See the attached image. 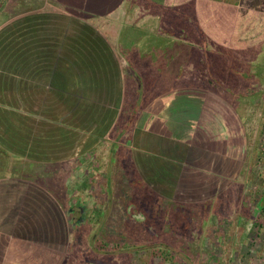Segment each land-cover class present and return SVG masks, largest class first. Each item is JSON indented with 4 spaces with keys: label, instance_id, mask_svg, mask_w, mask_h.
<instances>
[{
    "label": "rangeland",
    "instance_id": "rangeland-1",
    "mask_svg": "<svg viewBox=\"0 0 264 264\" xmlns=\"http://www.w3.org/2000/svg\"><path fill=\"white\" fill-rule=\"evenodd\" d=\"M36 1L0 0V9L21 11ZM263 13L264 2L256 9L259 24ZM245 29L252 35L262 30ZM167 39H159L158 53L170 58L162 76L152 74V81L143 72L136 94L128 82L126 103L130 108L138 100L140 117L129 122L121 116L112 139L97 147L102 154L112 149V155L97 157L100 162L83 167L81 176L69 175L70 183L84 179L79 191L75 186L66 192L79 199L86 220L78 221V203L65 204L66 212L71 207L76 213V224L64 247L67 233L57 222L49 264H264V42L245 48L202 44L201 60H188L191 41L172 45L176 38ZM90 57L107 58L97 50ZM155 65L142 62L139 68ZM96 66L87 69L97 86L93 98L71 117L79 123L103 101ZM48 176L61 198L59 173ZM98 236L107 240L103 250L93 242Z\"/></svg>",
    "mask_w": 264,
    "mask_h": 264
},
{
    "label": "crops",
    "instance_id": "crops-1",
    "mask_svg": "<svg viewBox=\"0 0 264 264\" xmlns=\"http://www.w3.org/2000/svg\"><path fill=\"white\" fill-rule=\"evenodd\" d=\"M262 2L37 0L35 6L28 5L21 11L11 8L6 11L9 7L3 5L0 9V264H49V244L53 236L59 237L58 221L67 233L63 239L67 247L77 216L71 207L66 212L65 204L71 200L79 207V199L69 195L66 188L76 186L79 191L84 180L77 176L76 184L74 181L71 184L69 175L80 173L81 176V172L87 171L83 167L90 169L100 162L97 157L112 155V149L102 154L97 152V147L101 141L112 139L109 137L121 116L129 118V122L140 117L136 112L139 101L134 99L130 108L126 103V76L128 71L131 76H138L134 72L139 69L137 61L155 59L162 45L161 36L167 40L176 38L172 45L191 41L194 47L184 54L189 55L188 60H201L205 55L202 44L238 48L262 44L264 20L260 24L256 20L257 5ZM246 27L261 28L263 33L259 29L260 33L249 34ZM83 39L88 44H81ZM17 49L21 52H15ZM96 50L115 62L108 73L102 72L114 74L115 78L110 76V87L103 86L105 93L99 97L103 101L98 99L102 101L100 106L96 111L89 109L87 119L79 123L71 117L82 108L78 104H83L90 95L93 98L92 91L97 86L88 81L91 79L83 67L82 74L78 63L83 56L86 61L91 60L90 54ZM95 74L100 75V70ZM132 85L133 92L138 93L139 85L133 82ZM98 128L104 130L103 135L96 133ZM114 140V150L119 152V141ZM49 173H59L65 184L61 198L53 192L56 186L50 182ZM77 215L78 221L86 220L83 208L79 207ZM59 264L71 263L61 259Z\"/></svg>",
    "mask_w": 264,
    "mask_h": 264
},
{
    "label": "trees",
    "instance_id": "trees-1",
    "mask_svg": "<svg viewBox=\"0 0 264 264\" xmlns=\"http://www.w3.org/2000/svg\"><path fill=\"white\" fill-rule=\"evenodd\" d=\"M21 31L22 32H24V27H22L21 28ZM92 47V46H91ZM99 47V46H98ZM83 49H86V48H83ZM100 51H104V47L102 48V47H100ZM161 53H162V51H160ZM160 53V54H161ZM167 53V52H166ZM166 53H162L161 55H163V56H161L158 52H156L155 54L156 55H158V58L157 57H155V59L154 60H152V61H150V60H145V61H142L144 64H146V66H148V64H153V63H155L156 65H155V67H151L150 69H148V70H141L140 68L137 70V71H134L136 74H138V76H131V71H128V74H127V76H126V79H127V81L129 82V83H135L136 85H138L135 81H139V79L140 78H142V77H144L145 75H149V77H150V79L152 78V81H153V78L154 77H157L158 75H159V77H161L162 76V68H163V64L165 63V61L164 60H169L168 58H169V56H167V55H164V54H166ZM155 55V56H156ZM106 56V55H105ZM160 56V57H159ZM84 57V56H83ZM81 58L80 59V64H82V67L84 68V70L85 69H88V68H90L91 66H93V65H97V66H99V70H100V75H98V79H99V81H100V84H102V85H100V87L101 86H108V87H110V85H112L110 82V79H111V77L110 76H113V78H115V75L114 74H112V75H110V74H102V72L103 71H105V70H107V73H108V69H110L111 68V63H115L112 59H111V57L110 56H106L107 58H103V60L101 59V57L98 59V61H95V60H93L92 58H91V60H89V61H86L84 58ZM156 60H157V63H158V65H157V63H156ZM142 62H140V61H137V64H138V66H141L142 65ZM96 66V67H97ZM143 67V66H142ZM113 69H115L114 67H113ZM153 71V72H152ZM143 72H146L145 73V75H144V73ZM152 72V73H151ZM160 72V73H159ZM151 74V75H150ZM152 74L154 75V77H151L152 76ZM161 74V75H160ZM157 75V76H156ZM130 79V80H129ZM102 96V95H101ZM116 106H118L119 105V102H117L116 104H115ZM82 107V106H81ZM80 108V107H79ZM85 118H86V116H84ZM87 119V118H86ZM108 126V125H107ZM106 126V127H107ZM96 133L97 134H100V135H103V133H104V130L103 129H97V131H96ZM93 242L95 243H97V245H98V247L99 248H101L102 250H103V248L105 247V245H108V243H107V240H105V239H102V237H100V236H98V237H96V238H94L93 239ZM111 245H113L114 247H119V242H115V243H113V242H111ZM135 245V244H134ZM105 249V248H104Z\"/></svg>",
    "mask_w": 264,
    "mask_h": 264
},
{
    "label": "flooded vegetation",
    "instance_id": "flooded-vegetation-1",
    "mask_svg": "<svg viewBox=\"0 0 264 264\" xmlns=\"http://www.w3.org/2000/svg\"><path fill=\"white\" fill-rule=\"evenodd\" d=\"M82 208V207H81Z\"/></svg>",
    "mask_w": 264,
    "mask_h": 264
}]
</instances>
